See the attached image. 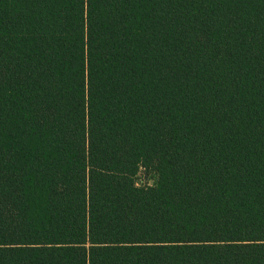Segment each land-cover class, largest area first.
I'll return each mask as SVG.
<instances>
[{
    "label": "trees",
    "instance_id": "1",
    "mask_svg": "<svg viewBox=\"0 0 264 264\" xmlns=\"http://www.w3.org/2000/svg\"><path fill=\"white\" fill-rule=\"evenodd\" d=\"M0 264H264V0H0Z\"/></svg>",
    "mask_w": 264,
    "mask_h": 264
},
{
    "label": "rangeland",
    "instance_id": "2",
    "mask_svg": "<svg viewBox=\"0 0 264 264\" xmlns=\"http://www.w3.org/2000/svg\"><path fill=\"white\" fill-rule=\"evenodd\" d=\"M145 179L147 180V182L149 184H152L153 183V180L155 179V175L154 174H149L148 176H146Z\"/></svg>",
    "mask_w": 264,
    "mask_h": 264
}]
</instances>
